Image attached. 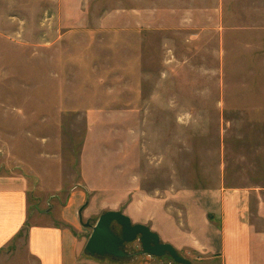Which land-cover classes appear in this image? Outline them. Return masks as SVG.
I'll return each mask as SVG.
<instances>
[{
	"label": "rangeland",
	"instance_id": "1",
	"mask_svg": "<svg viewBox=\"0 0 264 264\" xmlns=\"http://www.w3.org/2000/svg\"><path fill=\"white\" fill-rule=\"evenodd\" d=\"M0 175L28 181L0 264L71 200L79 258L181 264L140 236L125 257L85 245L119 210L174 246L193 197L264 185V0H0Z\"/></svg>",
	"mask_w": 264,
	"mask_h": 264
},
{
	"label": "crops",
	"instance_id": "2",
	"mask_svg": "<svg viewBox=\"0 0 264 264\" xmlns=\"http://www.w3.org/2000/svg\"><path fill=\"white\" fill-rule=\"evenodd\" d=\"M27 187L22 175H0V251L26 225ZM81 203L71 200L62 211L69 226L31 225L26 240L30 258L6 264H99L78 257L80 240L73 229L78 228ZM190 205L176 219L187 232L177 234L174 246L192 264H264L263 184H224L193 197Z\"/></svg>",
	"mask_w": 264,
	"mask_h": 264
},
{
	"label": "water",
	"instance_id": "3",
	"mask_svg": "<svg viewBox=\"0 0 264 264\" xmlns=\"http://www.w3.org/2000/svg\"><path fill=\"white\" fill-rule=\"evenodd\" d=\"M114 221L121 226V235L113 231L111 225ZM138 236L144 253L154 256L169 254L178 263L192 264L189 259L181 256L172 244L162 242L160 236L148 225L133 223L127 214L119 210H108L100 216L92 227L85 252L90 256L110 254L114 257H125L126 253L121 247L126 242L134 241Z\"/></svg>",
	"mask_w": 264,
	"mask_h": 264
},
{
	"label": "flooded vegetation",
	"instance_id": "4",
	"mask_svg": "<svg viewBox=\"0 0 264 264\" xmlns=\"http://www.w3.org/2000/svg\"><path fill=\"white\" fill-rule=\"evenodd\" d=\"M121 230H122V229H121ZM121 233H122V231H121ZM127 243H130V242H126V243H124V245H123V246H125V244H127ZM123 246H122V247H123ZM122 247H121V248H122Z\"/></svg>",
	"mask_w": 264,
	"mask_h": 264
}]
</instances>
